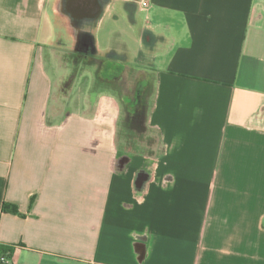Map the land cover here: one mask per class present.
Masks as SVG:
<instances>
[{
    "label": "crops",
    "instance_id": "0c3cea01",
    "mask_svg": "<svg viewBox=\"0 0 264 264\" xmlns=\"http://www.w3.org/2000/svg\"><path fill=\"white\" fill-rule=\"evenodd\" d=\"M60 34L155 77L152 156L117 148L111 92L58 90ZM0 245L15 264H264V0H0Z\"/></svg>",
    "mask_w": 264,
    "mask_h": 264
},
{
    "label": "trees",
    "instance_id": "16d2710c",
    "mask_svg": "<svg viewBox=\"0 0 264 264\" xmlns=\"http://www.w3.org/2000/svg\"><path fill=\"white\" fill-rule=\"evenodd\" d=\"M107 65L108 72L104 71L105 80L114 79L116 81L111 84L108 83L107 87L95 86L93 87V91L107 90L120 101L122 116L118 123L117 148L132 154L152 156L153 150L147 151L142 146L148 145L151 147L154 142L152 137H150V132L152 131L148 128L147 121L148 115L153 107L155 77L146 71L124 67L119 64H114L111 61H107ZM74 73L73 71L71 78L74 77ZM108 74L112 79L109 78ZM137 74H142L143 78L140 81H135L134 88H131L133 86L131 85L133 84L132 78ZM148 76H152V79L149 80ZM116 85H124V90L118 91V86ZM2 210L3 212L18 214L15 206L6 203H3ZM12 254L13 247L0 245V264H3L2 259L8 258Z\"/></svg>",
    "mask_w": 264,
    "mask_h": 264
},
{
    "label": "rangeland",
    "instance_id": "374dc122",
    "mask_svg": "<svg viewBox=\"0 0 264 264\" xmlns=\"http://www.w3.org/2000/svg\"><path fill=\"white\" fill-rule=\"evenodd\" d=\"M58 44L53 51V56L55 59V64L57 66V79L55 85H57L58 90L67 95L68 90L72 88L73 85H79V87H85L91 84L92 87H107L108 83L115 82L112 80H105L104 71L108 72L107 60L95 57L94 55H88L80 51L79 47L73 44L72 38H68L63 34L59 35ZM45 57L50 58V55L45 51ZM74 73V77L71 75ZM136 77V79H135ZM143 78L142 74H137L132 78L134 88L135 81H140ZM151 80L152 76H148ZM115 86V84H114ZM118 91H123L122 85H116ZM130 86V84H129ZM107 91V90H103ZM108 92V91H107ZM62 95V94H61ZM117 98V97H116ZM119 101V99L117 98ZM120 102V101H119ZM121 106V105H120ZM150 137L154 140L151 147L142 146L147 151L158 148V136L155 132H150ZM144 145H146L144 143Z\"/></svg>",
    "mask_w": 264,
    "mask_h": 264
},
{
    "label": "built area",
    "instance_id": "2783aa9c",
    "mask_svg": "<svg viewBox=\"0 0 264 264\" xmlns=\"http://www.w3.org/2000/svg\"><path fill=\"white\" fill-rule=\"evenodd\" d=\"M3 264H15V260L13 258V255L8 256V258L2 259Z\"/></svg>",
    "mask_w": 264,
    "mask_h": 264
},
{
    "label": "flooded vegetation",
    "instance_id": "af4514ba",
    "mask_svg": "<svg viewBox=\"0 0 264 264\" xmlns=\"http://www.w3.org/2000/svg\"><path fill=\"white\" fill-rule=\"evenodd\" d=\"M83 8H84V9H86V8H87V6L85 5Z\"/></svg>",
    "mask_w": 264,
    "mask_h": 264
}]
</instances>
